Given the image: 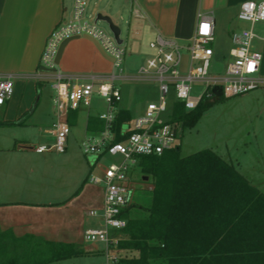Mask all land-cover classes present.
<instances>
[{
  "label": "crops",
  "instance_id": "0c3cea01",
  "mask_svg": "<svg viewBox=\"0 0 264 264\" xmlns=\"http://www.w3.org/2000/svg\"><path fill=\"white\" fill-rule=\"evenodd\" d=\"M244 1L89 0V3H93L98 13L109 15L112 19L116 6L120 10L131 9L137 34L156 36L161 33L180 41H188L195 34L200 12L212 13L216 19L213 48L215 55L224 57L230 56L232 32L249 26L238 18L240 5ZM135 9L140 15L135 14ZM68 11V0H0V71L47 76L49 73L41 66V55L50 33L62 19L70 15ZM217 17L225 24L223 29L229 41L227 46L224 36L218 34ZM256 40L262 44L256 49L253 43V48L262 53L261 71L264 73V40ZM105 60L112 63L92 40L81 36L66 45L59 65L67 75L78 76L83 80L90 75L108 74L110 66ZM50 81L54 84L53 78L20 77L15 82L12 97L0 105V227L17 236L34 234L49 240L79 243L90 251L88 255H96L99 250L96 246L90 248L86 245L84 230L98 222L89 215V210L100 208L103 204L104 185L90 181L91 175L102 176L104 173L106 165L98 163L102 156L91 165L92 161L85 160L81 154L67 153L68 145L63 153L55 150L38 152L36 147L43 143L25 137L18 129L29 125V117L40 112L43 121L41 118L35 120L38 128L35 138L48 141L46 144L53 143V129L57 120L55 95L50 98L52 107L40 105L43 94L49 95ZM122 83V99L117 105L119 111H130L122 105L125 99ZM107 107L105 99L95 93L89 104L81 103L71 109L68 115L70 133L73 127L79 129L82 144L87 137L98 135L103 129L99 115ZM223 159L262 190V170L245 174L231 160ZM94 167L99 168L100 174L92 172ZM136 168V164L133 165L129 174L133 184L135 180L131 174ZM148 179L143 176L142 185L143 189L150 191L152 183ZM134 186L135 192L137 186ZM133 195L132 204L135 203Z\"/></svg>",
  "mask_w": 264,
  "mask_h": 264
},
{
  "label": "built area",
  "instance_id": "2783aa9c",
  "mask_svg": "<svg viewBox=\"0 0 264 264\" xmlns=\"http://www.w3.org/2000/svg\"><path fill=\"white\" fill-rule=\"evenodd\" d=\"M88 4L89 0H73L70 15L62 19L50 33L40 61L49 73L47 76L0 71V105L12 97L18 78H53L57 111L53 129L55 139L51 144L38 145L36 150L63 153L67 150L70 134L69 111L81 103L89 104L95 93L105 99L108 107L99 115L104 127L98 135H91L83 141V152L86 156L92 154L98 158L110 155L116 159L104 167L102 176H90L91 182L104 185V199L100 208L89 210V215L98 222L84 230V239L93 244H104L105 259L99 264H121L118 245L127 225L123 212L132 203L135 190L129 176L131 167L137 163L138 155H162L179 145L182 122L172 119L171 91L175 93V100L183 102L190 111L197 108L202 100L211 99L215 86L222 87V96L226 98L264 87L261 71L263 56L253 48L254 40H264L259 30V26L264 28V0H246L241 3L238 18L249 26L232 32L231 59L227 62L224 74H213L211 71L216 37V19L212 13L198 14L196 31L190 44L158 33L150 42V47L154 49L153 55L135 74H131L123 70L127 55L124 41L119 43L113 31L110 34L100 27L97 15H87ZM134 12L140 15L137 9ZM78 35L89 36L100 43L112 61V72L90 75L82 80L58 70L56 60L61 44ZM184 54L188 55L186 71L181 69ZM124 81L157 83L158 98L157 101L149 102L143 112L125 123L118 132L115 129L119 112L117 104L122 99L120 83ZM197 85L203 87L195 95L193 91ZM118 133L124 138L115 141Z\"/></svg>",
  "mask_w": 264,
  "mask_h": 264
},
{
  "label": "trees",
  "instance_id": "16d2710c",
  "mask_svg": "<svg viewBox=\"0 0 264 264\" xmlns=\"http://www.w3.org/2000/svg\"><path fill=\"white\" fill-rule=\"evenodd\" d=\"M205 101L188 111L172 99V119L190 123ZM132 119L120 110L116 131ZM123 138L118 133L115 141ZM136 167L152 189L149 200L123 212L121 264H264V191L232 164L210 149L182 156L177 145L162 155H138ZM89 252L79 243L0 227V264H54Z\"/></svg>",
  "mask_w": 264,
  "mask_h": 264
},
{
  "label": "rangeland",
  "instance_id": "374dc122",
  "mask_svg": "<svg viewBox=\"0 0 264 264\" xmlns=\"http://www.w3.org/2000/svg\"><path fill=\"white\" fill-rule=\"evenodd\" d=\"M68 5V12L71 13L73 0H68ZM115 8L114 13H112L113 20L121 28V38L124 41L123 44L127 48L123 70L125 73L135 74L137 69L145 64L146 60L153 55L154 49L150 47V42L155 39L156 36L141 33L137 34L134 20L131 18V9L126 8L120 10L117 6ZM118 10L121 12H118ZM97 14L98 12L95 10V7H93V3L90 2L87 7V15L94 16ZM98 25L112 34L108 22L99 20ZM223 27H225V24L217 17L218 34L224 36L226 40L225 46H227L229 41ZM262 27L263 26H259V29ZM220 31H222V33H220ZM260 33L264 35L263 28L260 30ZM180 42L186 45L191 43L190 40ZM216 45L217 44H215V46ZM254 46L258 49L262 44L259 43L258 40H255ZM228 55L224 57L215 55L211 66L213 74L225 73L227 61L231 59ZM104 62L110 66L107 73L112 72L113 64L108 60ZM59 69L62 73L66 74V72L61 70L60 65H58V70ZM262 74L264 75V73ZM122 85L125 97L122 105L130 110L132 118H135L149 102L157 101V83L126 81L125 83L123 82ZM202 87L203 85H197L193 93L198 95ZM48 91L49 95L43 94L40 105L52 107L53 104L50 98L56 94L53 81L48 83ZM170 99L171 101L175 99V93L173 91L170 93ZM39 118H41V120L43 119V115H41L40 112L29 117V121L31 122L29 125L21 126L18 129L22 131L25 137L32 138L34 142L47 143L48 141L35 138L38 131L35 120H39ZM180 130L181 135L178 144H180L181 155L187 156L203 149H210L220 156H223V158L231 160L234 165L245 174H255L261 170L264 174V87L236 97L226 98L222 96L221 99L207 104L200 111L197 118L190 123L182 122ZM81 142L80 130L73 127L67 141L69 147L67 153L81 154L85 160L90 159L92 161L91 165H93V162L97 160V156L92 154L85 156ZM112 161L114 160L111 159L109 155H103L98 159V163L103 165H109ZM92 172L94 174H100L98 167H94ZM131 177L135 180L134 185L137 186L133 195L135 203L149 200L150 193L146 189H143V175L138 168H136V171L132 172ZM146 187L149 186L146 185ZM261 188L264 191L263 183L261 184ZM86 245L90 248L96 246L99 252L96 255H84L69 259L60 262V264L69 262L74 264H97L98 262L101 263L104 261L103 243L99 242L97 244H92L86 242Z\"/></svg>",
  "mask_w": 264,
  "mask_h": 264
},
{
  "label": "water",
  "instance_id": "95a60500",
  "mask_svg": "<svg viewBox=\"0 0 264 264\" xmlns=\"http://www.w3.org/2000/svg\"><path fill=\"white\" fill-rule=\"evenodd\" d=\"M97 20H103V21H106L108 22L109 26H110V29L114 32L115 34V37L116 39L118 40L119 43H122L123 42V39L121 38V28L113 21V19L109 16V15H105L103 13H98L97 14ZM81 36H75V37H71L69 39H66L60 46V49H59V53H58V56H57V64L59 65L60 64V59L62 57V54L64 52V49L66 47V45L74 40V39H77V38H80ZM87 37L88 39L92 40L96 46L99 48L100 52L107 58V59H110V57L107 55V53L103 50V48L101 47L100 43L95 40L94 38H91L89 36H85ZM187 64H188V55L187 54H184L183 55V58H182V62H181V69L182 71H186L187 69ZM213 93H214V96L211 98V99H208L205 101V104H210L216 100H219L221 99L222 97V94H223V90H222V87L221 86H215L213 88ZM144 179H148V176H144Z\"/></svg>",
  "mask_w": 264,
  "mask_h": 264
},
{
  "label": "snow or ice",
  "instance_id": "6c2138e0",
  "mask_svg": "<svg viewBox=\"0 0 264 264\" xmlns=\"http://www.w3.org/2000/svg\"><path fill=\"white\" fill-rule=\"evenodd\" d=\"M205 27H207V26H205Z\"/></svg>",
  "mask_w": 264,
  "mask_h": 264
}]
</instances>
